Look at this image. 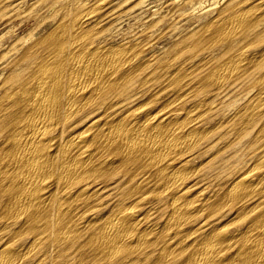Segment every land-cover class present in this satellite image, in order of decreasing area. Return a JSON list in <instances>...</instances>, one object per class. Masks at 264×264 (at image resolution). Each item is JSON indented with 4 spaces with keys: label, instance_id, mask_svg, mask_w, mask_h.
I'll return each instance as SVG.
<instances>
[{
    "label": "bare ground",
    "instance_id": "6f19581e",
    "mask_svg": "<svg viewBox=\"0 0 264 264\" xmlns=\"http://www.w3.org/2000/svg\"><path fill=\"white\" fill-rule=\"evenodd\" d=\"M169 1L0 0V264H264V0Z\"/></svg>",
    "mask_w": 264,
    "mask_h": 264
},
{
    "label": "rangeland",
    "instance_id": "374dc122",
    "mask_svg": "<svg viewBox=\"0 0 264 264\" xmlns=\"http://www.w3.org/2000/svg\"><path fill=\"white\" fill-rule=\"evenodd\" d=\"M168 1L169 0H115V1L113 0V2L120 3V6L118 7L119 11L127 10L126 13H129V14L127 15L126 13H124V15L122 16L121 20L119 21V31L120 32L118 33V35L116 34V39L112 40V41L118 42L119 40H121V37H123L121 31H134V32L138 31L139 28H142L143 24L148 22L147 20L152 16V12L156 9L157 10L159 9L158 14L154 17L152 16V18L155 19V17H158L162 12L169 9V7L166 6V4L170 2V1L169 2ZM177 1L180 2L181 0H177ZM219 1L220 0H217V2H219ZM139 2H142V3H139ZM204 2L206 4H208V3L212 2V0H204ZM132 3L134 5H132ZM219 6H220V3H218L215 8H218ZM212 8L215 9L214 7H212ZM130 13H132V14H130ZM202 19H204V18L201 17V20ZM32 23H33V20L20 21L19 19H15L11 23V26H9V24H8V25L4 26L2 29V25H0V28H1L0 32L7 31L9 28H11L10 33H8L9 35H7V37H8L7 41L11 42V41L16 40L17 38L26 37V35L28 34V32L32 26ZM165 25L166 24L161 23L160 27L162 28ZM170 43H171V38L165 36V37L161 38L157 44H155V46L152 48V52L154 51L155 53H157L160 50H162L163 48L168 47L170 45ZM231 95H232V99H234V101L236 102V106L237 105L241 106L244 103H246V100L247 101L249 100L252 93H248V91H246L244 89V87H242L240 89H237ZM226 103H227V101H226ZM222 106H224V105H222ZM236 106H235V108H236ZM223 108L225 109V107H223ZM225 110L226 111L227 110L233 111L236 109L229 107V109H225ZM221 132L222 131H218L217 133H215L211 137H214V138L215 137L216 138L227 137V138H224L223 140L221 138V140L219 142H217L215 147H213L210 151H207V153H205V155H204L205 159L206 160L209 158L212 159V157H213L212 155H214V152L216 150H223L222 155L225 154V157L236 158L237 156H239V154H241L240 159L241 160H247V157H248V155H247L248 150L246 149L248 147L247 146L248 145L247 140L243 141V143L238 145L235 149H232L231 146H229V144H227V142L232 141V140H229V137H235V136H233L232 134L222 135ZM251 135L247 136V137H252ZM238 147L239 148L241 147V150H238L236 152V149ZM199 159L200 158H198V160ZM206 164H204V165H206ZM203 173L208 178L213 177L212 175H214V170L211 167L208 168V165H206L203 169ZM196 179H198V178H196ZM193 181H195V180H193Z\"/></svg>",
    "mask_w": 264,
    "mask_h": 264
}]
</instances>
